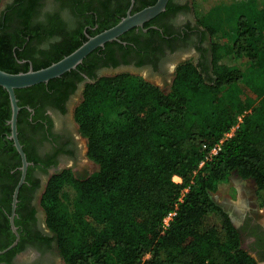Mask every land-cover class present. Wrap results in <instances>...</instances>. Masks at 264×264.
Instances as JSON below:
<instances>
[{"label": "trees", "instance_id": "16d2710c", "mask_svg": "<svg viewBox=\"0 0 264 264\" xmlns=\"http://www.w3.org/2000/svg\"><path fill=\"white\" fill-rule=\"evenodd\" d=\"M217 1L192 0L195 16L202 21ZM253 1L255 10L236 19L228 50L212 39L211 74L187 60L167 91L130 72L85 85L73 117L97 169L53 174L40 199L64 264H258L210 196L232 174L264 194V0ZM4 60L1 70L19 72ZM43 85L16 89L18 106L31 105L20 91ZM0 107L11 114L1 86Z\"/></svg>", "mask_w": 264, "mask_h": 264}, {"label": "flooded vegetation", "instance_id": "af4514ba", "mask_svg": "<svg viewBox=\"0 0 264 264\" xmlns=\"http://www.w3.org/2000/svg\"><path fill=\"white\" fill-rule=\"evenodd\" d=\"M155 1L2 0L0 56L19 72L51 64L99 33L101 25L118 22L128 11L134 13ZM199 22L192 0H168L164 11L95 48L74 69L31 88L34 91L19 92L18 98L31 101L20 107L17 117V137L29 164L14 211L22 162L10 138L11 114L5 116L0 107V250L17 240L0 253V264H64L40 199L53 174L70 169L76 177L83 176L75 170L83 147L78 127H73V112L85 85L116 72H145L171 84L176 67L190 60L192 52L193 63L204 75L211 74L212 46ZM17 55L22 59L15 61ZM236 227L247 250L264 264V222L245 210Z\"/></svg>", "mask_w": 264, "mask_h": 264}, {"label": "rangeland", "instance_id": "374dc122", "mask_svg": "<svg viewBox=\"0 0 264 264\" xmlns=\"http://www.w3.org/2000/svg\"><path fill=\"white\" fill-rule=\"evenodd\" d=\"M216 3L215 7L199 23L204 27L203 31L207 33L210 42L213 39L225 44L222 49L224 52L231 47L236 19L240 15H248L255 10V5L253 0H218ZM187 58L192 60L193 52ZM238 63L244 69L246 77L248 62L241 58ZM140 75L159 86L163 91L169 89L170 83H165L161 76L148 77L145 72H141ZM239 121L240 119L237 120V122ZM73 127H77V125L73 124ZM229 137L230 134H226L224 139ZM80 141L83 154L75 170L80 175L87 176L94 172L97 166L86 155V140L82 137ZM174 180L180 181L178 177H174ZM210 196L213 201L232 215L237 221V225H239L240 216L245 210L251 212L254 218L264 222V194L257 190L252 179H243L232 174L226 182L219 183L210 192Z\"/></svg>", "mask_w": 264, "mask_h": 264}, {"label": "water", "instance_id": "95a60500", "mask_svg": "<svg viewBox=\"0 0 264 264\" xmlns=\"http://www.w3.org/2000/svg\"><path fill=\"white\" fill-rule=\"evenodd\" d=\"M167 2L168 0H156L155 3L146 6L134 13H130V11H128L127 14L120 18V20H118V22H116L114 25L100 31L93 36H89L86 41H84L72 52L45 67L35 70L30 68L27 71H20L17 73H9L0 69V86L7 91L11 107V115L9 119L11 128L10 138L13 140L15 148L20 154L22 162L20 167L22 173L21 178L13 193L12 211L15 209L17 194L20 186L24 182L27 166L29 164V162L26 160V155L22 149V145L20 144L17 137V117L20 107L17 103L15 90L30 87L39 83H47L49 80L57 78L65 72L74 69L95 48L102 47L106 42L118 40V37L124 34L126 31L134 27H141L145 22L164 11ZM226 212L230 216L233 224L237 226V221L228 211ZM16 241H14L5 249L0 250V253L10 249L16 243Z\"/></svg>", "mask_w": 264, "mask_h": 264}, {"label": "built area", "instance_id": "2783aa9c", "mask_svg": "<svg viewBox=\"0 0 264 264\" xmlns=\"http://www.w3.org/2000/svg\"><path fill=\"white\" fill-rule=\"evenodd\" d=\"M236 126H237V125L233 126L232 129H231L228 133H226V134H230V136H231ZM226 134H225V135H226ZM225 135H224V136H225ZM218 147H219V145H217L216 148H214L211 152H212V153L216 152V150L218 149ZM173 215H174V212H169V213L163 218V223H162V227H163V228H165V227H167V226L169 225V222H170V220H171V218H172Z\"/></svg>", "mask_w": 264, "mask_h": 264}]
</instances>
